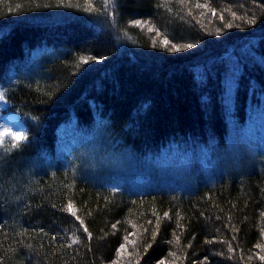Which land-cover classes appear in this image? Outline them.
Masks as SVG:
<instances>
[{"label":"trees","instance_id":"trees-1","mask_svg":"<svg viewBox=\"0 0 264 264\" xmlns=\"http://www.w3.org/2000/svg\"><path fill=\"white\" fill-rule=\"evenodd\" d=\"M0 90V264H264V0H0Z\"/></svg>","mask_w":264,"mask_h":264},{"label":"rangeland","instance_id":"rangeland-1","mask_svg":"<svg viewBox=\"0 0 264 264\" xmlns=\"http://www.w3.org/2000/svg\"><path fill=\"white\" fill-rule=\"evenodd\" d=\"M146 22V23H144ZM142 22L143 28L150 27V23L148 21ZM148 31L151 29V33L155 35H159L155 29L152 27L146 28ZM146 33H148L146 31ZM159 37V36H157ZM1 93V90H0ZM4 99L0 100V134H10L13 131H21L23 132V125L19 121V118L16 114L11 112H5L3 111L4 107ZM260 137L264 138V131L260 134ZM67 138V137H66ZM61 144L64 147H67L68 142L65 139V136L61 139ZM65 149V148H64ZM92 156L97 161L98 167L105 168L109 167L108 171L105 173L106 175V181L109 179V186L113 189H120L121 186H119L121 183H130L132 184V180H136L135 176L133 175L132 171L135 169H132L128 171L126 167L123 166V161L121 157L114 152L111 151H92ZM206 162L210 164H215L214 158L210 156L208 153L205 157ZM130 163L134 164L136 162L130 161ZM166 161H163V164H165ZM137 169H140V166ZM186 167V160L182 158H177L176 161L173 164L169 165V169L174 174H179L184 171V168ZM141 172V171H140Z\"/></svg>","mask_w":264,"mask_h":264},{"label":"snow or ice","instance_id":"snow-or-ice-1","mask_svg":"<svg viewBox=\"0 0 264 264\" xmlns=\"http://www.w3.org/2000/svg\"><path fill=\"white\" fill-rule=\"evenodd\" d=\"M112 2H113V0H103V4H104L105 6H108V5L112 4ZM180 2L183 3L184 0H180ZM195 6H196L197 8L207 7L206 5H202V4H197V5H195ZM17 7H19V5H17ZM84 10H85V11H92V10H94V9L92 8V5H91V4H88L87 7L84 8ZM213 15H215V10H214V9H213ZM231 15L233 16L234 19H244V20H245V23H247V24L255 23V17H253L252 19H248V18H246V17H237L235 12H232ZM221 19H223V16H221ZM133 23H134L135 25H137V26H141V25H142V22H141L140 20H135V21H133ZM144 23H146V22H144ZM237 26H238V25H237ZM225 27L231 28V27H233V25H232L231 23H228V24L225 25ZM149 30L151 31V29H149ZM163 43H164L165 45H167V44L169 43V41L166 39V40L163 41ZM172 47H173V49H175V50H179L175 44H173ZM183 47H185V48H191V47H193V45H192V44H186V45H184ZM84 62L87 63V61H84ZM3 98H4L3 94L0 93V100H2ZM5 134H7V133H5ZM5 134H0V135H5ZM10 135L12 136V139H13L14 141H17V142H22V141H24V140L27 139L26 134L23 133V132H21V131H13V132L10 133ZM19 146H20L19 143H16V144H12V145H11V147H13V148H15V147H19ZM67 207H68L69 212H71L73 215H75V213L73 212V209H72V205H71V203H69ZM167 215H168V214L165 213V216H167ZM84 231L87 232L88 229L85 228ZM75 242H76V241L74 240L73 243H75ZM206 242H207V243H211V241H206ZM123 247H124V245H121V248H123ZM258 247H259V246H258ZM118 251H119V250H118ZM173 255H174V254H173ZM260 259H261V260H264V256H261ZM161 264H163V261H161Z\"/></svg>","mask_w":264,"mask_h":264}]
</instances>
